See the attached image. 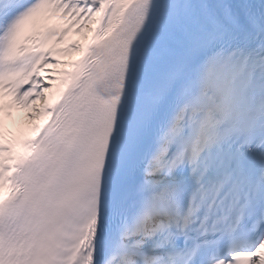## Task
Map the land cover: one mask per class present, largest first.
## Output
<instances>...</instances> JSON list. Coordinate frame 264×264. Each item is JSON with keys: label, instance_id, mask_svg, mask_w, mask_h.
I'll return each mask as SVG.
<instances>
[{"label": "snow or ice", "instance_id": "6c2138e0", "mask_svg": "<svg viewBox=\"0 0 264 264\" xmlns=\"http://www.w3.org/2000/svg\"><path fill=\"white\" fill-rule=\"evenodd\" d=\"M0 264H264V0H0Z\"/></svg>", "mask_w": 264, "mask_h": 264}, {"label": "bare ground", "instance_id": "6f19581e", "mask_svg": "<svg viewBox=\"0 0 264 264\" xmlns=\"http://www.w3.org/2000/svg\"><path fill=\"white\" fill-rule=\"evenodd\" d=\"M30 121V119L28 118V116H27V122H29ZM7 123H8V121H7ZM9 125V124H8ZM12 126V125H11ZM31 125H27V123H20V124H16L14 127H16V128H24V129H27V128H29Z\"/></svg>", "mask_w": 264, "mask_h": 264}]
</instances>
